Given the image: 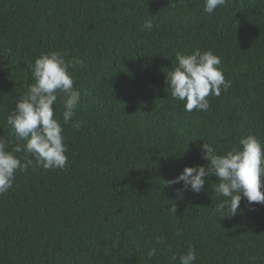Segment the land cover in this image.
<instances>
[{
  "label": "trees",
  "instance_id": "trees-1",
  "mask_svg": "<svg viewBox=\"0 0 264 264\" xmlns=\"http://www.w3.org/2000/svg\"><path fill=\"white\" fill-rule=\"evenodd\" d=\"M204 7L0 0V136L14 140L6 118L34 82L38 56L83 61L69 69L80 92L73 119L63 123L62 94L54 105L66 167L18 170L0 195V264H179L189 249L194 264H264V204L242 198L227 217L215 210L225 199L216 177L198 194L168 183L207 163L203 142L218 154L249 134L264 144V0H226L212 14ZM196 49L221 57L231 86L208 97L207 111L188 112L171 96L166 70L176 53ZM16 155L23 163L25 153Z\"/></svg>",
  "mask_w": 264,
  "mask_h": 264
},
{
  "label": "clouds",
  "instance_id": "clouds-1",
  "mask_svg": "<svg viewBox=\"0 0 264 264\" xmlns=\"http://www.w3.org/2000/svg\"><path fill=\"white\" fill-rule=\"evenodd\" d=\"M226 0H205L204 11L212 14ZM151 16V15H149ZM143 27L151 29L153 21L148 18ZM176 65L166 70V84L171 96L183 102L186 111H207L208 97L219 96L222 90L231 86L222 70L221 57L211 50H194L191 54L176 53ZM82 60H67L58 51L42 53L30 65L33 83L26 86V92L16 99L14 109L7 116L13 141L0 136V195L13 187L16 172L29 167L44 170H63L67 163L68 151L64 143L63 127L55 116L54 105L60 96L63 106V123L68 124L74 117L80 103V92L74 88V77L69 71ZM12 147L9 148V144ZM202 159L205 165L186 166L169 184H182L179 191L190 190L200 193L209 176L217 178L214 191L225 199L216 205L218 215H237L242 198L248 205L264 204V144L255 135L242 137L237 146L224 154H218L209 143H202ZM25 153L23 163L18 153ZM34 158V159H33ZM249 210H254L249 208ZM172 215L175 207L169 208ZM151 255V253L149 254ZM175 259V257H173ZM195 249L179 256V264H194Z\"/></svg>",
  "mask_w": 264,
  "mask_h": 264
}]
</instances>
